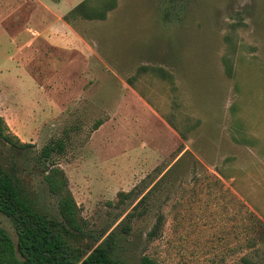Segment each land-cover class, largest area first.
Wrapping results in <instances>:
<instances>
[{"label": "rangeland", "instance_id": "rangeland-1", "mask_svg": "<svg viewBox=\"0 0 264 264\" xmlns=\"http://www.w3.org/2000/svg\"><path fill=\"white\" fill-rule=\"evenodd\" d=\"M83 1L0 0V164L61 220L39 155L63 141L82 243L122 264H264V0H91L114 10L66 23Z\"/></svg>", "mask_w": 264, "mask_h": 264}, {"label": "trees", "instance_id": "trees-1", "mask_svg": "<svg viewBox=\"0 0 264 264\" xmlns=\"http://www.w3.org/2000/svg\"><path fill=\"white\" fill-rule=\"evenodd\" d=\"M111 10H114L113 6L103 10L100 7L94 8L91 0H85L70 11L64 20L72 25L71 19L82 12L85 19L102 21L106 20ZM127 82L134 86L132 80ZM0 139L15 146L11 137L5 133L1 120ZM65 150L63 141H51L39 155L41 174L49 192L58 199L61 220L49 218L40 212L26 197L14 175L0 164V213L13 222L17 236L16 243L12 244L7 233L0 228V264H122L116 259L107 241L98 247L82 243L84 229L80 210L69 189L68 178L55 160V156L63 155ZM159 220L150 237L156 236L161 224ZM263 228L264 225L259 223L261 237L257 240L262 243ZM244 261L246 264H255L249 259ZM140 264L160 263L144 256Z\"/></svg>", "mask_w": 264, "mask_h": 264}, {"label": "crops", "instance_id": "crops-1", "mask_svg": "<svg viewBox=\"0 0 264 264\" xmlns=\"http://www.w3.org/2000/svg\"><path fill=\"white\" fill-rule=\"evenodd\" d=\"M63 4V3H62ZM62 4H59V5H62ZM66 46V45H65ZM166 125L169 127V129L172 131V132H175L174 128L171 126V124L169 122H166Z\"/></svg>", "mask_w": 264, "mask_h": 264}]
</instances>
